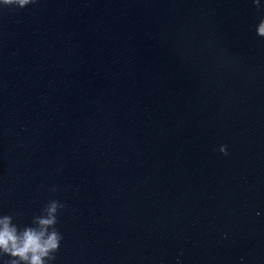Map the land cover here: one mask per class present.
I'll return each instance as SVG.
<instances>
[{"label": "water", "instance_id": "1", "mask_svg": "<svg viewBox=\"0 0 264 264\" xmlns=\"http://www.w3.org/2000/svg\"><path fill=\"white\" fill-rule=\"evenodd\" d=\"M259 5L0 4V214L63 203L52 264H264Z\"/></svg>", "mask_w": 264, "mask_h": 264}, {"label": "clouds", "instance_id": "2", "mask_svg": "<svg viewBox=\"0 0 264 264\" xmlns=\"http://www.w3.org/2000/svg\"><path fill=\"white\" fill-rule=\"evenodd\" d=\"M35 2L36 0H0V4L4 6L19 8ZM252 3L257 6V10L260 9L259 0H252ZM256 34L264 37V15L256 26ZM220 151L226 155L227 146L221 145ZM64 207L59 200L51 199L41 209L40 215L33 217L31 225L23 227L13 222V215L0 214V260H3V264H52L63 239L56 224L58 210Z\"/></svg>", "mask_w": 264, "mask_h": 264}]
</instances>
